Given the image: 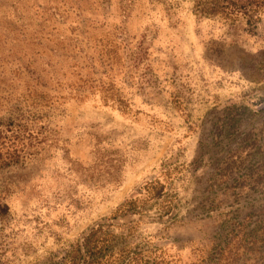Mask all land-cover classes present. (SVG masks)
Here are the masks:
<instances>
[{"label":"rangeland","instance_id":"rangeland-1","mask_svg":"<svg viewBox=\"0 0 264 264\" xmlns=\"http://www.w3.org/2000/svg\"><path fill=\"white\" fill-rule=\"evenodd\" d=\"M239 24L0 0V264H53L100 221L140 264H264V21Z\"/></svg>","mask_w":264,"mask_h":264},{"label":"trees","instance_id":"trees-1","mask_svg":"<svg viewBox=\"0 0 264 264\" xmlns=\"http://www.w3.org/2000/svg\"><path fill=\"white\" fill-rule=\"evenodd\" d=\"M194 11L201 16H219L231 21L233 25L240 23L239 26L247 33L255 34L259 25L264 21V0H194ZM24 133L22 128L14 130L16 138H20ZM12 157V154L4 157L5 164L15 162L16 160ZM157 186L162 187V184L150 181L146 189L149 191ZM135 203L136 198L126 200L111 218L130 211L136 212L138 207ZM112 225L113 223L107 221L97 222L88 233L82 236L72 250L66 251L53 264H140L142 261L150 262V258H145L144 255H134L131 250L123 247L118 241V236L110 234L109 228Z\"/></svg>","mask_w":264,"mask_h":264}]
</instances>
